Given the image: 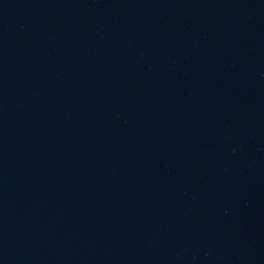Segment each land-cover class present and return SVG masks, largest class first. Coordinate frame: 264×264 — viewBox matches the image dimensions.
<instances>
[{
    "label": "water",
    "instance_id": "1",
    "mask_svg": "<svg viewBox=\"0 0 264 264\" xmlns=\"http://www.w3.org/2000/svg\"><path fill=\"white\" fill-rule=\"evenodd\" d=\"M0 264H264V0H0Z\"/></svg>",
    "mask_w": 264,
    "mask_h": 264
}]
</instances>
